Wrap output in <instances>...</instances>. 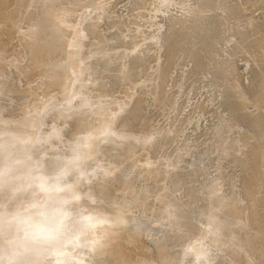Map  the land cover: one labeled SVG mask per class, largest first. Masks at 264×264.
<instances>
[{"label": "rangeland", "instance_id": "obj_1", "mask_svg": "<svg viewBox=\"0 0 264 264\" xmlns=\"http://www.w3.org/2000/svg\"><path fill=\"white\" fill-rule=\"evenodd\" d=\"M40 1L41 0H0V7H2L0 10V35H1L0 36V39H1L0 40V73L3 74L2 78L0 79V94L3 93L5 89H8L9 85H11V82H12L11 75H12V68L15 67L14 64L18 65V69L20 71L28 72V74H30L29 75L30 77H27V82H29L28 79L29 80L31 79L30 84H35L36 82L37 84H40L43 81L40 78H36V77L31 78V77L34 74H36L40 69L44 68V65H43L44 62H45V66H47L46 68L47 72H51L53 71V69L54 70L60 69L61 65H64V63L66 62L67 55L70 54L71 52L73 56L75 55L77 56L76 58L73 57V62L70 61L69 65L74 64L75 65L74 67L76 68L74 69L73 67L67 70L65 73H61L59 77L56 79L57 82H54V83H50L49 77L47 76L45 79V82L47 81L48 85H46L47 83L44 82L42 85L43 86L45 85V86L42 89H39V91L34 92V93L32 92L31 96H33V98L35 96L36 98L28 100L27 102L23 104V107H22L24 110V114H26V118L30 120L28 123L29 126L25 128L23 134L19 135V132H17L16 130L17 127H15L13 121H10L9 123L10 125L13 124L14 126H9L8 122L3 123V121L1 120L2 118L0 119V143H1L0 151L2 150L1 152H5L8 148L17 150L16 153L13 154L12 158L10 159L11 163L19 162L21 158L19 154L23 152L25 155V157L22 160L23 163L18 164V165H21L20 167L26 170V173H24V175L19 176V174H17L14 177L16 181L12 179L14 182L13 184L8 185L7 187L2 188V189L0 188V264H66L64 261L66 259L67 260L69 259L67 264H76L77 261L75 259H79L82 264H86L87 263L86 260L89 261L88 264H105V262L106 264H108L109 262L112 264H120L123 258L121 259V261L119 260L120 262H117L115 261L114 257L116 256L120 257V255H115V254H120L121 251L125 253L124 249L126 247H127L126 251L127 253L129 252L131 257L129 255H125L127 253L124 254L125 257L127 256L133 259L131 263L128 262L127 264H160V262L169 263V261L172 264H190L191 262H193L192 260L194 257L193 256L194 253L195 252L197 253L198 251H199L198 254L201 252L200 254L205 255V256L206 255L209 256L210 254H212V258L210 257L211 260L217 257L218 261L215 259L213 260L214 262L211 261L210 264H251L252 262H256V261H257L256 262L257 264H259L258 262L260 261H261L260 264H264V248H263L264 247V224H263L264 219L263 221H261L260 219L258 220L259 222L256 223L252 220L253 218H251L255 216L254 214H257L258 218H260L259 214L260 215L262 214L264 216L263 214L264 212L262 213L261 211H259L261 209L260 203L264 204V132H263L264 130V102H263L264 101V93H263L264 92V63H263L264 55L262 54V51L264 53V48L262 49V47L260 46L261 48L259 50L263 56L261 54H257L260 52L255 53L254 51L257 47L259 49L258 45H261L262 43H264L263 41L264 37L261 35V34L264 35V28H263L264 27V17L262 16V14L264 13V8H263L264 0H220L221 2H219V0H207V1L206 0H199V1L198 0L196 1L195 0H153V1L152 0H140V1L138 0H133V1L132 0H107V2L106 0H60L63 3H60V1L58 0L59 1L58 3L61 4V6L63 4H65V6H62V8H60V5H57V7H59L58 9L57 7H53L57 9L56 13L54 9L52 10L54 12H51L49 10L50 8L47 10V8L50 7V5H54V2H53L54 0L52 1L53 4L49 3L47 0H44L45 2L49 4V6L48 4L46 5L45 2H43V0L41 2ZM213 1L214 2L216 1V4L212 5L213 7L215 6L212 9L211 4H213L212 3ZM40 3L41 5H39ZM58 3H55V6ZM79 3L80 5H78ZM244 3L245 5H243ZM42 4H45L47 6V8L44 9L47 12L45 11L44 13L42 12L43 9H41V7L44 8ZM204 6H206V8H204ZM202 7L204 11L203 9H201ZM38 8H40L39 10H41L42 12L41 13L39 11L38 12V14L40 13L39 15L35 13L36 10L38 11ZM188 9L190 10L188 11ZM49 11L50 13H48ZM198 12L199 14H197ZM52 13H55V15ZM143 13H146V14H143ZM47 14H49L50 17H48ZM52 15L56 17V19L58 18L56 20L58 22L53 25H48L52 21V18H53ZM216 15L220 16V17H217L219 20L215 18ZM212 16L215 19H213ZM68 17L69 19L70 18L72 19V20L70 19L72 21V22L70 21L72 24L70 22L68 23L69 19H66ZM170 17H172L174 20L175 18L176 19L178 18V20H175V21L170 20V21H174L177 24H175L174 22L173 23L171 22V24H169L168 22H169ZM221 17L225 21H223ZM259 17L262 19H260ZM64 19H66L65 20L66 22H64ZM218 21L219 22L223 21V24L222 22L219 23ZM130 24H131V27H130ZM218 24L219 25L222 24V25L219 26ZM252 24L254 25L252 26ZM93 29H95L94 32H92ZM67 30L68 31L74 30L78 32H76L75 35L70 34V37H69L70 39L65 38L66 34L64 35V38L61 36L66 41L64 42V40L62 39L61 45L58 43L54 45V42L57 36L59 35V33H63V32L65 33V31ZM109 30H111L112 32H110ZM239 30L241 31V33H239ZM260 30L261 32L262 31L263 32L261 33ZM79 31L81 32L79 33ZM98 31L99 33L95 35L96 32ZM137 31H138V34L135 35ZM85 32L87 33L88 36L91 32L95 35V37L97 36V38L102 36L98 40L100 41L101 44H103V46L106 44V42L108 43L109 40H112V37L113 38L116 37L115 40L118 38L117 39L118 41L122 39L121 42L123 43H121L120 41L119 43L116 41L115 43H112L110 41L111 42L110 45L112 46L109 47V44H108L109 49L105 48V49L100 50L101 49L100 48L97 52L95 51L94 53V51H92L93 53H90L92 50V47H94V44H96V42L94 41H98V40L93 37L94 35L92 36V33L90 34L89 37L91 39L93 37L94 38L93 41L89 39L88 37L86 38L87 35L85 36ZM181 33L183 35L187 33L185 36L186 37L188 36V38H185V36H183ZM225 33L227 35H225ZM102 34H104V36ZM175 34H178V35L176 36ZM204 34L205 36H203ZM131 35H134V36L132 37ZM173 35H175V37H173ZM179 35H181L182 38ZM230 35L232 39L235 38L234 39L235 41H233L230 38ZM68 36L69 35H66V37ZM128 36L130 37V39ZM135 36L137 37L138 41H136V39L135 40L133 39V38H136ZM79 37L82 38L81 39V42L83 41L82 43L80 42ZM138 37L141 39H139ZM192 38H195V39L192 40ZM254 38L259 40V42L257 40V43H258L257 46H255L257 43ZM127 39L128 41L132 39L133 40L132 42L130 41L128 43V41H126ZM261 39L263 40L261 41ZM196 40L198 43H200V45L196 43ZM248 40L249 41L252 40L253 42L252 44L256 48H254L253 46L246 48V45H247L246 43L249 42ZM192 41L195 42L196 44L193 43ZM171 42L175 46L172 45ZM250 43L251 42H249L247 46H251ZM198 45L200 46V49ZM231 45L234 49L235 48L237 49L238 53L240 52L239 55L237 52L235 53V50L232 51L234 53L232 54L231 50L233 48L230 47ZM160 46L162 47V49ZM241 46H244V47H241ZM222 47L223 49H225L224 50L225 52L231 49L230 52H226L227 56L230 58H228L226 54L221 53V52H224L222 51L223 50ZM110 48H113V49H110ZM138 48L140 49L144 48V50L143 49L140 50ZM137 49H138V52L144 51L145 52V53L143 52L144 55L142 56L138 55V54H142V52L135 53L134 51H137ZM240 49H244V51L242 50L241 51L243 52V54L244 53L246 54V56H244L245 54L243 56L247 58H244L241 55ZM248 49H250V52L247 55L246 51ZM251 49H253V52L257 54V56H260V59H262L261 62L263 61L262 62L263 64L260 62V59L258 57L257 58L259 60L258 59L256 60L255 57L250 56V54L254 55ZM191 50L193 54L190 52ZM211 50L214 52V54L211 53L212 52ZM184 52L187 54L186 56ZM228 53H231V54H228ZM78 55H81L80 60L78 58L79 57ZM83 55L86 56L87 58L86 57L83 58ZM208 55L211 57H209ZM224 55L226 57H224ZM231 55L233 59L231 58ZM236 55L238 56L236 57ZM191 56L192 57L194 56V57L192 58ZM195 56L200 57V61ZM240 56L241 58H239ZM134 57L139 58V59H134ZM166 57L170 59L169 61H167L168 63L165 62L167 59ZM183 57L186 60L183 59ZM81 58L83 59V61ZM104 58L107 60H110L111 62H108V63L113 66L111 67L110 66L107 67V65L105 66L104 64H108V63L107 62L104 63L105 61ZM128 58L130 59L128 60ZM75 59H76V62H75ZM209 59L212 62H210ZM243 59H246V60H243ZM248 59L250 60V62H248L249 61ZM78 60L80 61V63L78 62ZM178 60L179 62H177ZM196 60H197V63L195 64L194 62H196ZM51 61H52V64H51ZM102 61H103V64L101 63ZM189 61L193 62L194 65H192ZM222 61L223 63H221ZM245 62L247 66L243 64ZM189 63L190 65H188ZM214 63L215 65L216 64L218 65V66L216 65L217 71H215L216 69H214L215 67V65H213ZM199 64L204 66L206 69H203L204 67L199 66ZM206 64H209L210 67H207ZM103 65L104 67L102 68ZM257 65H260V66H257ZM186 66L187 67L189 66L188 67L189 69ZM77 67H80V68H77ZM113 67H115V69H113ZM191 67H193L194 71L191 70ZM238 67H239V70H238ZM85 68L87 70H85ZM93 68H95L94 72H93ZM218 68L220 71L218 70ZM247 68L250 71L251 70L253 71V69H255L254 71H256V69H258L257 72L258 73L260 72L261 76H258L257 78L261 79L263 77V79L258 80L259 82L263 80L262 82H260V83H263L261 84V86H259L260 85L259 83H256L258 87L255 86L254 80L252 81V83H250V84H254L256 89L260 88V89H257L258 92H260L261 90L263 91L262 93L260 92L261 96L257 92V90L255 91L254 89L255 87L253 85H250V88L249 86L248 87L246 86L245 88L244 85H248L247 81L252 80L253 78L252 74H254V71L253 72L251 71L252 73L251 79L248 78L247 71L249 70H246ZM179 69L181 70L179 71ZM209 69L214 72L206 73L210 71ZM161 70L163 71L161 72ZM169 70H171V72ZM198 70H200V72H202L205 75L199 73ZM90 72L91 73L93 72L94 76H93V73L91 74ZM188 72H192V73H188ZM239 72L241 76L239 75ZM257 72L256 74L258 75ZM158 73L162 75L161 79ZM213 73L215 74L217 73L218 75L216 74V76L215 75L213 76V77H217V79L215 78H212V79L213 80L215 79L214 81L216 82L217 81L220 83L222 82L221 84L220 83L218 84L217 82V85H219V87L216 85L214 81L213 82L215 84L211 85L212 79H209V78H211ZM235 73L236 75H234ZM100 74L105 75V76L102 77L100 76ZM109 74L111 76H108ZM150 74L153 77H151ZM194 74L196 75L198 74V76L194 78L196 76ZM200 74L202 75L201 77H200ZM209 74H211V76ZM238 75L241 78L238 77ZM257 75H254V77ZM88 76L92 77L93 80L94 78H96L95 80L98 79V81L101 80L99 81L100 84L98 82L97 83L100 86L101 84L103 85V91H106L109 88L108 87L109 85L112 88V89L110 88V90L113 91V93H111L109 97L106 98V100L104 99L102 100L100 98L97 99L98 104H95L94 105L95 107L92 105L93 107L89 108V110L96 111L95 112L96 116H93V119L91 120L88 126L85 125V128L78 129V132L80 135L76 131L77 134L73 135V139H74L73 141L70 140L72 139L71 135H70V139L69 138L67 139L68 136L66 137L67 141H64V142H68L70 143V145H72V142H74L76 139L77 142L75 141L74 145H72L71 148H76L78 153L77 154L75 153L76 155H73L63 160L62 166L55 168L50 173H48L41 180V183L46 184V185L49 184V186H52L53 184L51 182L56 181V179H59V176L60 174H62V172L63 174L75 173L78 176V177L75 176V179L77 178L78 180L76 179L77 181H75L72 188H69V190H66V192L65 191L61 192L60 186L53 185L51 187L52 190L48 191L49 193L48 192L46 193V191L45 193L44 192L34 193L32 191V186L36 183L37 177L35 176L33 171L30 172L31 168H35L37 166L39 167L43 165L45 162L49 160H53L55 155L59 153V151H61L60 148L54 147V146L51 147L52 149H50L49 145L51 143V140L46 142L47 146L44 145L43 147H37L36 145H38V142L41 139L40 137L41 136L49 137L51 136V134L53 135L57 134V137L58 136L62 137V135H58L59 132L58 133H53V132L61 130L62 127L65 129L63 132L67 131L66 129H69L68 131L70 132V129L74 127V123L76 122V120L78 119L77 121L79 122L80 119L84 115H81L79 111H77V113H75L74 111L73 115L68 116L69 113L66 114L67 113L66 112L65 117H60L56 119L55 121H50L49 124L46 125V128H44L46 130L42 129L41 131H39L38 128L40 125L42 126L46 123V122L44 123L45 121L44 117L47 116V113L50 112L47 116L49 118L50 117L49 115L52 112L61 113L64 109H66L65 105H61L56 100H58V98L60 99L61 97H66L68 93L72 94L71 92L72 88L69 90L66 88L69 87L73 83L74 80L75 82L73 85H76V78H78L79 81L80 79L85 80V81H82L84 82L83 84L85 85L77 81V84H80V89L78 90H81V87H82L83 93H86V94L89 93L90 95L92 94L94 97H96V95L99 94L98 85L95 83L96 81L94 82L91 81L94 84H90V80H88L89 79ZM218 76L221 77L220 81H219ZM248 76H249V73H248ZM181 77L184 78V81H185L184 83L183 81H180V79L183 80V78ZM191 77L193 80L191 79ZM247 78L248 80H246ZM257 78L255 79L257 80ZM113 79L115 82L110 84L113 81ZM202 79H206V80H202ZM207 79L210 80V82H208ZM108 80H110V83H107L109 82ZM188 80L189 82L190 81L193 82L195 80V84L198 82V80L199 82L200 81L202 82H200L199 84L197 83L196 85L191 87L192 84H194V82L193 83L191 82L190 84L189 82H187ZM117 81L119 82L116 83ZM174 81H179V82L176 83ZM204 82L205 83L207 82L206 83L207 85L204 84ZM236 82L238 86H236L235 87L236 89H235L234 88L235 85H231V84H236ZM244 82H246L247 84L246 83L244 84ZM239 83L241 85V88L244 89V91L246 90L245 93L241 92L243 90L239 87L240 86ZM56 84H61V85L59 86L57 85V89H56L55 87ZM114 84L115 85L118 84L117 87H114L115 89L113 88ZM184 84H185V88H182L184 87ZM200 84H201V87H199ZM210 85H211V88L213 86L215 87L216 85L218 91L217 92L215 91L217 90L215 89L216 87L211 89ZM47 86L48 87L50 86V88L52 86V88H54L55 91L54 89L51 88L53 90L52 92L51 89H49ZM195 86H198L200 90H197L198 88H196ZM186 87L187 88L190 87L191 89L190 88L187 89ZM207 87H208V90H207ZM237 87H239L241 90L240 89L237 90ZM75 88H79V86L76 85ZM247 88H249L250 91L252 90V92L247 91ZM181 89L183 91H181ZM209 89L212 90V94L210 93L211 91ZM192 90L201 91V92H195ZM205 90L209 94L206 93ZM228 90L229 92H227ZM140 91L143 94H141ZM179 91L183 94H181ZM202 91H205L204 92L205 94ZM254 91L255 93H257L256 94L257 96L259 95V97L255 95L253 96ZM42 92L44 94H42ZM60 92H63V93H60ZM177 92L179 93L177 94ZM238 92H240L242 96L246 95V93L248 92L246 95L247 97H245V100L243 98V101H241L242 97H239L240 101L244 102L242 104L240 101H237V99L235 100V97H233L234 96L233 93L240 94ZM213 93L216 95V97L214 96V98L216 99L215 101H213V104H212L210 99L214 100L212 96L214 95ZM229 93L233 96H231ZM192 94L194 97L191 96ZM207 94L210 96V98H208ZM248 94L251 96L248 97ZM197 95H198V98H197ZM227 95H229L230 98H233V100L231 99V101H232V104L234 105L231 104V106L232 107L234 106V109H236L235 107L239 109L243 108L244 111L246 112L248 110L252 112L253 110L252 113H249L248 111V113L251 115L249 114L245 115L247 114L246 112L244 114L243 110L242 111L240 110L241 112H243L242 114H240L239 109H238L236 110L238 114L233 113L235 114V116L233 115L234 118L237 119V118H240L239 116L244 115L243 117L245 119L246 117H248L249 120L248 119L235 120L234 118L228 116L230 114L228 115L224 114L228 112V113H231L232 115V111H233L232 110L233 108L229 109L231 107L230 106L229 108L227 107L229 111L227 108H225L227 111L224 112L225 109L223 108V104L224 105L226 104L225 105L226 107L230 104L227 102H231L229 101L230 99L229 97H227ZM189 97L194 100L195 98H197V100H200L203 102H200V101L198 102L197 100H195L194 102L195 105H194L192 103L194 100L191 101L192 99H190ZM219 97H221V99L224 98L225 101L227 99V101L223 102L222 100V102H220L221 99ZM225 97L227 98L225 99ZM251 97H257V98H255V100L252 101V99L254 98L251 99ZM141 98L143 99L145 98V99L143 100ZM247 98L248 99L250 98L249 103H246ZM260 99H262V101ZM37 102L42 103L44 107L42 108L43 111L40 110L38 112V115L36 116V114L32 112V108L34 107L33 105H35ZM217 102L218 103L220 102V103L217 104ZM254 102L257 103L256 106L253 105L255 104ZM197 103H198V106H197ZM189 104H191V106ZM207 104L208 106L211 104L212 107H205L207 106ZM136 105L139 107L138 109ZM199 105L203 107H200ZM55 106H57V108ZM183 107L185 110L183 109ZM219 107H221V109ZM250 107H254V109H251ZM198 108H201V109H198ZM217 109L222 110L223 112L220 111L222 114H219L220 112H217L218 111ZM135 110L137 112L139 111L140 114L143 115V117H141L142 121L141 120L139 121L140 122L139 126L136 127L137 132L135 131V133H133L135 135H132L131 137H124V136H127L123 134L124 128L120 127V129L122 128L120 130L122 131L121 133L118 131L119 129L116 130L115 127L119 125L120 119L124 115H126V113L134 112ZM136 111L134 112V114L136 113ZM144 111L145 112L147 111V113H145ZM180 111H183V112L181 113ZM202 112H204L206 116L210 115L208 116V119L205 115H204L205 118L203 117V115L201 117L200 113ZM0 115H1V112H0ZM196 115L198 116L195 117ZM222 115L224 117H222ZM236 115H237V118H236ZM75 118L76 120L74 122ZM226 118L228 119V121L226 120ZM203 119H206V120L204 121ZM241 120L247 121V122L249 121L252 122L253 120L256 123L249 122L250 124L246 125L245 122H240ZM207 121H208V124H206ZM237 121L238 123L240 122L242 124H238ZM156 122L157 124H155ZM221 123L224 124L223 129H220L219 127L217 128V125ZM69 124L72 127H70ZM152 124H154L155 126ZM251 124L252 125L255 124L254 126L259 124L258 126L260 127V129L255 130V131L251 130L250 129V127L252 126ZM126 125H128V123H126ZM196 125H197V128H196ZM200 125L202 126V128H200L201 127ZM240 125L242 126L240 127ZM169 126H172V127H169ZM244 127H246L247 130ZM175 129L179 131H176ZM208 129L209 131L207 132ZM247 131H250V134L253 135V136L251 135L252 136L251 139H249L250 138L249 134L248 133L246 134ZM60 134L64 135V133H62L61 131H60ZM242 134L243 135L245 134L246 136L244 135L245 137H242L243 136ZM163 135H165V137ZM172 135L174 136V139L172 138L173 137ZM196 135L197 136L203 135V136L200 138V137H197ZM133 137H137V138H133ZM170 137L172 138V140H170L171 139ZM213 137L215 138L213 139ZM231 137H234V138H231ZM62 138H65V137H62ZM62 138L58 137V139H56V142L62 143L63 142V140H61ZM239 138L240 140L241 139L245 140L246 138V141H242V140L239 141ZM127 139L129 141H132L133 143L132 150L125 152L124 156L125 155L126 156L125 157L123 156L124 158L122 157L119 161H115L113 159L114 154L109 153L107 150L109 149L110 151L112 148H116L117 147L116 145H120L119 142H121V145H123L122 143L124 142V140H127ZM165 140H168L169 143L167 141L165 142ZM229 141L230 142L233 141L231 142L232 147ZM154 142H157V143H154ZM161 142L163 143L162 147H164V149L160 145ZM75 145L76 147H74ZM155 145H157V147ZM229 145L231 148L229 147ZM37 148H40V149H37ZM105 148H108V149L106 150ZM104 149L106 150V153L104 152ZM160 149L162 150V153ZM246 150L248 152L250 151L249 153L251 155L255 154L253 157L251 156V158H249L250 160L248 159V157H244V156H247L248 154L246 153L247 152ZM135 152L137 156H139L138 157L139 161L135 163L136 168L135 170L132 171L131 175L127 178V180H125L121 184L116 183V181H110L109 178L121 173L120 171H122L127 166V163H129V161L133 159L132 156H134L133 154H135ZM197 153H200V155L201 154L202 155L200 156ZM230 153L232 154L231 157H229L231 155ZM169 154H170V157L167 158ZM149 155H152V156H149ZM195 155H197L198 157L194 158ZM201 157L204 160H202ZM94 158H95L94 164L96 162L97 164L95 167H92L93 165L91 166L90 160ZM146 158H150L148 160L149 162L146 160ZM248 160L251 163L248 162ZM85 161L86 162L88 161L89 163L87 162V164L89 165H87ZM225 162H228L226 163L228 164V166L225 164V167H224L223 164ZM106 163L107 165H104ZM210 164L213 165V166L212 165L209 166L210 169L212 170L210 171L205 170V168L208 167L207 165H210ZM241 164L247 165L246 167L250 166L251 169L249 170L246 168L247 170H244L245 165L243 166ZM180 165L182 168H180ZM230 165L232 169L229 170ZM85 166H88V167L90 166V167L88 168ZM238 166L241 168H238ZM100 167H103L105 168L104 170H106L104 171L106 172L104 173V177L98 176L96 175V172H94L95 168H100ZM203 167L204 169L202 170L201 168ZM59 168H64L65 170L63 171V169H59ZM253 169H256L257 171ZM185 170L188 174L187 173L184 174ZM222 171H223V174L220 175V172ZM250 171L251 173H255V172L256 173L254 175L249 174V177L247 176L246 178L245 176L248 175ZM0 172H1L0 182L6 181V177H8L7 172H5L3 169L2 171L0 169ZM205 172H207L208 174ZM2 173H4L5 176ZM203 173L207 174L208 176L205 175L206 177H204ZM179 175H181V177ZM187 175L189 176V178L188 177H185V178H187V180H191L189 182V185L191 183L194 185V186L192 185L193 187H198L199 184L197 185L196 182L200 180L201 177L207 180L212 179V181L213 180L215 181L213 183L211 181V184L207 186V188H210L211 190H213L211 194H209L210 189L205 190L203 189L204 187L200 186L199 191L201 189L204 190L201 193L202 194L206 193V196L202 195L204 197L202 199H196L195 197H193V199L195 198L194 199L195 201L197 200L196 201L197 203L195 205L196 208L191 207V209H194L192 211H190L189 209L190 207L189 208L187 207L188 209H186V216L189 215L187 216L189 218L184 219V220H186V224L188 222L189 225L192 224L193 226L191 227L190 225L186 227V225L184 224L185 222H184L181 226L176 227L177 228L176 230L174 226L176 224H180L179 216L181 215L177 213L175 205L173 206V208H175L173 211H167L166 207L164 206V203H167V202L170 203V201H176L177 199H178L177 201H182V200L184 201L185 199L187 200V198L184 199V197H182V192L178 190L181 188L180 182L182 180H180V178L184 179V176H187ZM223 175H226V176H223ZM169 176L171 177L169 178ZM175 177H179V180L177 179L178 182H176L177 180ZM169 179L170 180L173 179L174 183H173V180L167 181ZM250 182L251 183L253 182L252 185ZM232 183H233L234 189L231 185ZM58 184L61 185L59 182ZM88 184L93 185L95 189L96 188L98 189L100 187H105L106 189H109V190L111 189V191H113L114 192L113 194L115 195H113V197H109L106 201L98 200V198L96 199L93 196L86 197L85 193H86V189H87L86 187ZM97 185H99V187ZM246 185H248V187ZM172 188L174 191L171 192L170 190H172ZM116 190L120 191V193L123 196L119 194V192H117ZM141 192L143 193L142 194L143 196L141 195L142 197H140V199H143V202H146V203L136 204V202H138V196L141 194ZM71 193H74L76 197L74 198V194L71 195ZM245 193H246V196H245ZM250 194L254 195L252 196L253 199L249 196ZM175 195L178 198L175 197ZM167 196L168 197L172 196V197L168 198ZM233 196H235V198ZM247 196L249 198H247ZM243 198L247 200L246 204ZM256 198L258 200V203L256 202L257 204H255L254 202V201H257ZM218 199L220 201L219 203H217ZM250 200L252 201V203H250ZM82 201L83 203H86V205L88 202L87 206H89L91 211L85 212L82 207H80V209H82L80 211V209L77 208V205L79 206ZM95 201H96V204H95ZM187 201H189V198ZM187 201L185 203H187V206H189L190 202L188 204ZM190 201H192V198L190 199ZM201 201H207L204 204L208 205L209 209L206 208V206L203 204V211L204 213L205 211L206 213L210 211L211 214L209 213L210 217L208 221H202L201 219L198 218L199 215L196 214L197 211L201 213V209L198 210V208L200 207L198 206V203ZM51 202H55L56 204H55V207H52L51 209H49V205H51ZM191 205L192 204H190V206ZM254 205H256L257 207ZM232 208H234L235 210L234 209L232 210ZM111 211L115 213V215H119L120 217H123V218L125 217L127 220L134 221V222L136 221L137 222L136 224L138 225H140L141 223V228H139L133 233L134 234V236L132 235L133 238L131 237V235L129 236L132 238L131 242L132 240H135L134 239L135 236H136L135 241H139L137 240L139 235L143 236L142 243L137 242L133 244V247H134V248L132 247L133 250L128 247L129 246L128 243L125 244L127 246H124V245H120L119 243L118 245L117 242L114 244L115 241H113L112 243V246L113 247L115 246L114 247L115 251L114 249H111L112 247L108 249L105 248L104 246L101 248H97V245H98L97 243L102 244L103 242H105L106 240L105 237H107L109 234L107 233V235L105 236L106 232H110L109 231L110 228L114 229L112 227L120 226L121 224L120 223L121 219L119 218V216L118 217L114 216L116 218V219L114 218V220H117V223H119V225L117 224L114 225V222L111 224L112 219H110L108 221L110 224L106 223L109 225L104 226L105 228L107 227L106 229L102 228L101 230L100 228H97L98 226H96V222L98 218L100 217V213L101 212L102 214L106 212L110 213ZM193 211L195 212L193 213ZM74 215H78L77 218L80 217V220L78 221V224H75L72 226L70 221L74 217ZM28 217L35 218V219H31V221L39 222V223L35 224L34 226H30V224L25 221V219ZM48 220H52L53 223L47 224ZM162 224H166V225H162ZM110 225H114V226L110 227ZM189 227L193 228V230L192 229L190 230ZM164 228L165 229L170 228V230L169 229L166 230L169 232H166ZM162 232H163V235H162ZM135 233L137 234L139 233V235L137 236ZM156 233L160 237H157L158 235ZM200 233H203V234H200ZM204 234L207 235L205 236L206 238L211 236L213 237L214 241L217 239L216 241L218 243L216 241L214 242L215 247L212 246V243L210 245V242L212 241V239L211 241L208 240L209 238L205 239ZM42 235H48L49 238L42 239L41 241L43 242L40 244L38 250L31 252V247H33L36 237H40ZM98 235L100 236L97 239ZM153 235L155 236L154 238H152ZM171 236H174V238L179 239V240L176 241V239H174L175 243H173L172 239L170 240ZM77 237L80 239L78 240ZM180 237H182L183 239H181ZM155 238H161V239L156 241ZM128 239L130 241V238ZM84 242H87V243H84ZM152 242L153 244H151ZM156 243H159V244H156ZM165 243L168 246L165 245ZM79 244L80 245L89 244L91 245L90 249L93 247L92 248L93 250L91 249L90 255L85 258L86 263L83 260L84 256L80 258L81 255H84V254L79 255L78 253ZM137 244H140V245H137ZM162 244H164L167 248H164V250H162L161 252ZM216 244L217 245L219 244V245L217 246ZM134 245H137V247ZM116 246L121 248L122 250L117 248ZM121 246L125 248L123 249ZM252 246L254 247V249H252ZM216 247H217V250H215ZM116 249H118L119 251ZM154 250L155 251L157 250V251L155 252ZM212 250L213 252H210ZM252 250H255V252L253 251L254 252L253 253ZM97 251H99V253ZM123 252L121 254H123ZM260 259H263V260H260ZM93 260H95L96 263H93L94 262ZM188 260H191V261H188Z\"/></svg>", "mask_w": 264, "mask_h": 264}, {"label": "bare ground", "instance_id": "obj_2", "mask_svg": "<svg viewBox=\"0 0 264 264\" xmlns=\"http://www.w3.org/2000/svg\"><path fill=\"white\" fill-rule=\"evenodd\" d=\"M42 1V0H41ZM40 1V2H41ZM49 3H52L53 4V2H54V5H50V7H48L47 8V2H45L44 0H43V2H45V4H42L43 5V7L44 8H42L41 7V9H43V13H44V9H46L47 8V10L49 9L51 12H54L55 11V13L57 12V9L59 8V7H57V5H60V8H62V6H65V4H63L62 6H61V4H59L58 2L60 1H58V0H47ZM53 1V2H52ZM133 1V0H132ZM138 1H140V0H138ZM153 1V0H152ZM196 1V0H195ZM199 1V0H198ZM207 1V0H206ZM67 2H69V1H67ZM80 2H82V1H80ZM106 2H107V0H106ZM111 2V1H110ZM127 2V1H126ZM125 2V3H126ZM159 2V1H158ZM218 2V1H217ZM219 2H221L220 0H219ZM243 2V1H242ZM55 3H58V4H56V6H55ZM60 3H63L62 1H60ZM144 3V2H143ZM146 3H147V1H146ZM188 3V2H187ZM204 3V2H203ZM213 4H211V2H210V4H211V7H212V9L215 7H213L212 5H215L216 4V1L214 2H212ZM68 4V3H67ZM82 4V3H81ZM239 4V3H238ZM237 4V5H238ZM39 5H41V3L39 4ZM76 5V4H75ZM78 5H80V3L78 4ZM142 5V4H141ZM200 5H201V3H200ZM218 5V4H217ZM243 5H245V3L243 4ZM48 6H49V4H48ZM51 6H52V8H51ZM109 6V5H108ZM39 7V6H38ZM53 7H57V9H55V8H53ZM79 7V6H78ZM77 7V8H78ZM82 7V6H81ZM80 7V8H81ZM122 7V6H121ZM127 7V6H126ZM132 7V6H131ZM1 8L2 7H0V10H1ZM195 8V7H194ZM204 8H206V6H204ZM253 8V7H252ZM264 8V7H263ZM40 8H38V11L36 10V14L37 15H39L38 14V12L40 11L41 12V10H39ZM54 9V11H52ZM109 9V8H108ZM136 9V8H135ZM178 9V8H177ZM200 9V8H199ZM201 9H203V7L201 8ZM210 9V8H209ZM227 9H228V7H227ZM235 9V8H234ZM238 9V8H237ZM190 9H188V11H189ZM192 10H194V9H192ZM231 10V9H230ZM50 11L48 12V13H50ZM109 11V10H108ZM128 11V10H127ZM202 11V10H201ZM203 11H204V9H203ZM19 12V11H18ZM41 12V13H42ZM45 12H47V11H45ZM192 12V11H191ZM229 12V11H228ZM232 12V11H231ZM55 13H52V14H54L55 15ZM120 13V12H119ZM134 13V12H133ZM207 13H208V11H207ZM212 13V12H211ZM223 13V12H222ZM1 14H2V12H1ZM36 14H34V15H36ZM99 14V13H98ZM132 14V13H131ZM143 14H146V13H143ZM172 14V13H171ZM184 14V13H183ZM194 14V13H193ZM197 14H199V12L197 13ZM201 14V13H200ZM205 14V13H204ZM213 14V13H212ZM257 14V13H256ZM264 14V13H263ZM262 14V16L264 17V15ZM48 15V17H50L49 16V14H47ZM236 15V14H235ZM239 15H241V14H239ZM243 15V14H242ZM261 15V14H260ZM94 16V15H93ZM104 16V15H103ZM114 16V15H113ZM116 16V15H115ZM147 16V15H146ZM183 16V15H182ZM191 16V15H190ZM211 16V15H210ZM232 16V15H231ZM4 17V16H3ZM29 17V16H28ZM52 21L50 22V24H48V25H53V24H55V23H57L58 21H56L57 19H56V17H54L53 15H52ZM121 17V16H120ZM155 17V16H154ZM213 17V16H212ZM217 17H220V16H217L216 15V19L217 20H219ZM223 17V16H222ZM221 17V19H223ZM245 17V16H244ZM115 18V17H114ZM113 18V19H114ZM167 18V17H166ZM172 17H170V19H169V24H171V22L173 23L175 20H178V18L176 19L175 18V20L172 18ZM194 18V17H193ZM214 17H213V19H215ZM224 18H226V17H224ZM230 18V17H229ZM260 18V17H259ZM60 19V18H59ZM66 19H69V17L68 18H66ZM66 19H64V22H66L65 20ZM71 19V18H70ZM69 19V21H68V23L72 20H70ZM76 19V18H75ZM116 19V18H115ZM137 19V18H136ZM197 19V18H196ZM231 19V18H230ZM260 19H262V18H260ZM3 20V19H2ZM54 20V21H53ZM118 20H119V18H118ZM130 20V19H129ZM162 20V19H161ZM170 20H174V21H170ZM247 20H249V19H247ZM127 21V20H126ZM166 21H168V20H166ZM223 21H225L224 19H223ZM223 21H220V22H222V24H223ZM262 21V20H261ZM48 22V21H47ZM72 22V21H71ZM70 22V23H71ZM135 22V21H134ZM137 22V21H136ZM201 22V21H200ZM208 22V21H207ZM217 22V21H216ZM215 22V23H216ZM219 22V21H218ZM219 22V23H220ZM238 22V21H237ZM49 23V22H48ZM138 23V22H137ZM175 23V22H174ZM226 23H228V22H226ZM259 23V22H258ZM262 23V22H261ZM72 24V23H71ZM107 24V23H106ZM139 24V23H138ZM175 24H177V23H175ZM198 24V23H197ZM200 24V23H199ZM222 24H220V25H222ZM240 24H241V22H240ZM250 24V23H249ZM109 25V24H108ZM128 25V24H127ZM126 25V26H127ZM137 25V24H136ZM206 25V24H205ZM219 25V24H218ZM219 25V26H220ZM254 24H252V26H253ZM121 26V25H120ZM119 26V27H120ZM133 26V25H132ZM182 26V25H181ZM256 26H258V25H256ZM118 27V26H117ZM130 27H131V24H130ZM142 27V26H141ZM196 27H198V26H196ZM255 27V26H254ZM107 28V27H106ZM105 28V29H106ZM111 28V27H110ZM121 28V27H120ZM122 28H123V26H122ZM234 28V27H233ZM237 28V27H236ZM259 28V27H258ZM264 28V27H263ZM200 29V28H199ZM210 29V28H209ZM208 29V30H209ZM195 30V29H194ZM201 30V29H200ZM221 30H223V29H221ZM235 30V29H234ZM256 30H257V28H256ZM263 30V29H262ZM70 31V30H69ZM68 30L67 31H65V33L63 32V33H59V37L57 36V38H56V40H55V42H54V45L55 44H62V39L64 38V35L66 34V35H69L68 37H66V35H65V38H69L70 37V34L71 35H75V33L76 32H78V31H74V30H71L70 32H69ZM95 31V29H93L92 30V32H94ZM110 32H112L111 30H109ZM181 31H183V30H181ZM185 31V30H184ZM236 31H238V30H236ZM81 31H79V33H80ZM88 32V31H87ZM91 32V33H92ZM106 32H107V30H106ZM122 32V31H121ZM125 32V31H124ZM186 32V31H185ZM206 32V31H205ZM225 32V31H224ZM234 32V31H233ZM260 32H261V30H260ZM263 32V31H262ZM261 32V33H262ZM41 33V32H40ZM90 33V34H91ZM99 33V31L98 32H96V34L95 35H97ZM123 33V32H122ZM136 33V32H135ZM200 33H202V32H200ZM232 33V32H231ZM239 33H241V31L239 30ZM247 33V32H246ZM251 33V32H250ZM257 33V32H256ZM78 34V33H77ZM76 34V35H77ZM90 34H89V36H90ZM138 34V31H137V33L135 34V35H137ZM140 34V33H139ZM171 34V33H170ZM182 34V33H181ZM185 34V33H184ZM187 34V33H186ZM185 34V35H186ZM194 34V33H193ZM196 34H198V33H196ZM87 35V33L85 32V36ZM94 34L92 33V36H93ZM95 35L93 36L95 39H99V38H101V37H99V38H97V36L95 37ZM100 35V34H99ZM103 36H104V34H102ZM116 35V34H115ZM166 35V34H165ZM176 36L178 35V34H175ZM175 35H173V37H175ZM183 35V34H182ZM185 35H183V36H185ZM225 35H227L226 33H225ZM235 35V34H234ZM234 35H233V37H234ZM240 35H242V34H240ZM263 37H264V35L263 34H261ZM1 36V35H0ZM37 36V35H36ZM63 38H62V37ZM81 36V35H80ZM88 35L86 36V38L88 37L89 39H91L90 37H89ZM129 36H130V34H129ZM128 36V37H129ZM132 37L134 36V35H131ZM139 36V35H138ZM167 36V35H166ZM180 37H181V35H179ZM199 36V35H198ZM203 36H205V34L203 35ZM206 36H207V34H206ZM214 36V35H213ZM224 36V35H223ZM252 36V35H251ZM259 36V35H258ZM262 36H261V38H262ZM92 37V41H93V38ZM119 37V36H118ZM136 37V36H135ZM169 37V36H168ZM172 37V36H171ZM170 37V38H171ZM229 37V36H228ZM239 37V36H238ZM243 37V36H242ZM246 37V36H245ZM249 37V36H248ZM80 38V42H81V37H79ZM116 38V37H115ZM115 38H113L112 37V40H109V42L107 43L106 42V44L103 46V44H101L100 43V41L98 40V41H94V42H96V44H94V47H92V50H91V52L90 53H93L92 51H94V53H95V51L97 52L100 48V50H102V49H109L108 48V44H109V47H111L112 45H110V43L112 42V43H115V41L116 42H118L119 43V41L121 42V40H115ZM123 38V37H122ZM127 38V37H126ZM139 38V37H138ZM182 38V37H181ZM180 38V39H181ZM184 38V37H183ZM185 38H188V36L186 37L185 36ZM199 38V37H198ZM230 38L232 39V37H231V35H230ZM259 38V37H258ZM70 39V38H69ZM114 39V40H113ZM129 39H130V37H129ZM134 40L136 39V41H138L137 40V37L136 38H133ZM132 39V40H133ZM139 39H141V38H139ZM193 39H195V38H192V40ZM230 39V40H231ZM235 39V38H234ZM234 39H232L233 41H235ZM240 39V38H239ZM252 39V38H251ZM255 40H256V43H257V40L258 39H256V38H254ZM253 39V40H254ZM264 39V38H263ZM263 39H261V41L263 40ZM1 40V39H0ZM64 40V42L66 41L65 39H63ZM104 40V39H103ZM102 40V41H103ZM132 40H129L128 41V39L126 40V41H128V43L131 41L132 42ZM172 40H174V39H172ZM172 40H170V41H172ZM179 40V39H178ZM177 40V41H178ZM182 40V39H181ZM184 40V39H183ZM200 40H202V39H200ZM220 40V39H219ZM244 40V39H243ZM111 41V42H110ZM125 41V40H124ZM180 41V40H179ZM187 41V40H186ZM228 41V40H227ZM249 41V40H248ZM264 41V40H263ZM83 42V41H82ZM81 42V43H82ZM168 42V41H167ZM175 42V41H174ZM173 42V43H174ZM182 42V41H181ZM184 42V41H183ZM188 42V41H187ZM186 42V43H187ZM193 42V41H192ZM201 42V41H200ZM229 42V41H228ZM239 42V41H238ZM246 42V41H245ZM249 42H251L250 43V45L251 46H247L248 45V43ZM248 43H246L247 45H246V48L248 47H252L253 46V42H252V40H250ZM258 42H259V40H258ZM105 43V42H104ZM121 43H123V42H121ZM126 43V42H125ZM193 43H195V42H193ZM196 43L197 44H199L200 45V43H198L197 42V40H196ZM195 43V44H196ZM242 43V42H241ZM260 43H262V42H260ZM161 44V43H160ZM168 44V43H167ZM171 44H172V42H171ZM185 44V43H184ZM202 44V43H201ZM262 44H264V43H262ZM258 45V43L255 45V46H259V49H258V47L256 48V47H254V48H256L254 51H255V53H257V52H260L259 50H260V48L262 47V49L264 48V45ZM114 45H116V44H114ZM118 45V44H117ZM130 45V44H129ZM172 45H174V44H172ZM198 45V46H199ZM219 45V44H218ZM227 45H228V43H227ZM230 45V44H229ZM234 45V44H233ZM239 45V44H238ZM122 46V45H121ZM124 46V45H123ZM151 46V45H150ZM153 46V45H152ZM163 46V45H162ZM171 46V45H170ZM175 46V45H174ZM177 46V45H176ZM184 46V45H183ZM182 46V47H183ZM211 46V45H210ZM236 46V45H235ZM234 46V47H235ZM261 46V47H260ZM161 47V46H160ZM181 47V48H182ZM191 47V46H190ZM194 47V46H193ZM196 47H197V45H196ZM230 47H232V45L230 46ZM238 47V46H237ZM240 47V46H239ZM241 47H244V46H241ZM140 48H141V46H140ZM140 48H138V49H140ZM153 48V47H152ZM168 48V47H167ZM188 48V47H187ZM215 48V47H214ZM228 48V47H227ZM226 48V49H227ZM233 48V47H232ZM253 48V49H254ZM76 49V48H75ZM110 49H113V48H110ZM134 49H136V48H134ZM138 49H137V51H134L135 53H137L138 52ZM143 50H144V48H142ZM142 49H140V50H142ZM148 49V48H147ZM161 49H162V47H161ZM172 49H173V47H172ZM184 49H185V47H184ZM198 49V48H197ZM199 49H200V46H199ZM213 49V48H212ZM219 49V48H218ZM222 49H223V47H222ZM245 49V48H244ZM244 49H240V51L242 50V51H244ZM253 49H251L252 50V52H253ZM176 50V49H175ZM193 50V49H192ZM192 50L190 51L191 53H192ZM225 49H223L222 51H224ZM231 50V49H230ZM230 50L229 51H226V52H230ZM235 50V53L237 52V49L235 48H233L232 50H231V52L232 51H234ZM238 50H239V48H238ZM157 51V50H156ZM179 51H181V50H179ZM179 51H178V53H179ZM195 51V50H194ZM198 51V50H197ZM212 51V50H211ZM214 51H216V50H214ZM219 51V50H218ZM221 51V50H220ZM241 51V55L243 56L244 54H243V52ZM248 51V52H247ZM246 51V53H247V55L249 54V52H250V49H248ZM134 52H133V54H134ZM140 52H142V54H138V55H144L143 54V52L144 51H140ZM140 52H138V53H140ZM226 52L224 51V52H221V53H224V54H226ZM145 53V52H144ZM167 53V52H166ZM175 53V52H174ZM185 53V52H184ZM188 53V52H187ZM203 53V52H202ZM211 53H213L214 54V52L212 51ZM219 53V52H218ZM238 53V52H237ZM254 53V52H253ZM252 53V54H253ZM254 53V55H251L250 54V56H252V57H255L256 58V60L259 58L260 59V56H257V54H261V52L260 53H257V54H255ZM132 54V55H133ZM193 54V53H192ZM199 54V53H198ZM210 54V53H209ZM228 54H231V53H228ZM232 54H234L233 52H232ZM240 54V52L238 53V55ZM262 54L264 55V53H263V51H262ZM261 54V55H262ZM88 55V54H87ZM136 55V54H135ZM138 55H137V57H138ZM150 55V54H149ZM153 55V54H152ZM166 55V54H165ZM187 54L185 53V56H186ZM196 55V54H195ZM220 55V54H219ZM238 55H236V57L238 56ZM262 55V56H263ZM76 56L77 55H75V56H73L72 55V52L70 53V54H68L67 55V58H66V62L64 63V65H61V68L60 69H53V71H51V72H47V70H46V68H47V66H45V62H44V68H42V69H40L36 74H34L31 78H34V77H36V78H40V79H42L43 81L40 83V84H37V82L35 83V84H30V80L28 79V81L29 82H27V77H30L29 75L30 74H28V72H24V71H20L19 69H18V65H16V64H14L15 65V67L14 68H12V75H11V85H9V87H8V89H5L4 91H3V93H1L0 94V112H1V115H0V119L3 121V123L5 122H8V125L9 126H14L15 125V127H17V132H19V135H21V134H23V132H24V130H25V128H27L28 126H29V119H27L26 118V114H24V110H23V104L25 103V102H27L28 100H30V99H35L36 97L34 96V98H33V96H31V94H32V92L34 93V92H37V91H39V89H42L44 86L42 85L44 82H45V79H46V77L48 76L49 77V82L50 83H54V82H57L56 81V79L59 77V75L61 74V73H65L67 70H69L70 68H73L75 65L74 64H70L69 65V62L70 61H72L73 62V57H75L76 58ZM79 57V60H80V56L81 55H78ZM167 56V55H166ZM183 56H184V54H183ZM209 56V55H208ZM215 56H217V55H215ZM226 56H227V54H226ZM225 55H224V57H226ZM244 56H246V54L244 55ZM243 56V57H244ZM262 56H261V58H262ZM84 57H86V56H84L83 55V58ZM128 57H130V56H128ZM132 57V56H131ZM169 57V56H168ZM192 57V56H191ZM194 57V56H193ZM192 57V58H193ZM197 59H199V61H200V57H198V56H195ZM209 57H211V56H209ZM228 57V56H227ZM258 57V58H257ZM87 58V57H86ZM85 58V59H86ZM167 58V57H166ZM166 58H164V59H166ZM188 58V57H187ZM195 58V59H196ZM228 58H230V57H228ZM227 58V59H228ZM231 58L233 59V57H232V55H231ZM235 58V57H234ZM239 58H241V56L239 57ZM238 58V59H239ZM244 58H247V57H244ZM82 59V58H81ZM84 59V60H85ZM105 59V58H104ZM104 59H103V61H104ZM130 58H128V60H129ZM131 59H133V58H131ZM134 59H139V58H135L134 57ZM147 59H148V57H147ZM150 59V58H149ZM153 59V58H152ZM179 59V58H178ZM183 59H185L184 57H183ZM182 59V60H183ZM201 59H202V57H201ZM211 59V58H210ZM210 59H209V61H210ZM217 59V58H216ZM258 59V60H259ZM78 60V62L80 63V61ZM128 60H126V61H128ZM170 59H166V61L165 62H167V61H169ZM186 60V59H185ZM184 60V61H185ZM193 60V59H192ZM207 60V59H206ZM220 60V59H219ZM221 60H223V59H221ZM236 60V59H235ZM234 60V61H235ZM243 60H246V59H243ZM249 60V59H248ZM255 60V59H254ZM255 60V61H256ZM261 60L262 59H260V62H261ZM82 61H83V59H82ZM81 61V62H82ZM103 61L101 62L102 64H103ZM135 61V60H134ZM209 61H207V62H209ZM214 61V60H213ZM75 62H76V59H75ZM90 62V61H89ZM95 62V61H94ZM105 62H111L110 60H107V59H105V61H104V63ZM130 62H131V60H130ZM153 62V61H152ZM177 62H179V60L177 61ZM188 62V61H187ZM190 62V61H189ZM210 62H212V61H210ZM215 62H216V60H215ZM229 62H231V61H229ZM228 62V63H229ZM248 62H250V60L248 61ZM263 62V61H262ZM261 62V63H262ZM137 63V62H136ZM145 63V62H144ZM161 63V62H160ZM168 63V62H167ZM181 63V62H180ZM192 65H194L193 64V62H190ZM190 63L188 64V65H190ZM195 64L197 63V60H196V62H194ZM206 63V62H205ZM221 63H223V61L221 62ZM236 63V62H235ZM260 63V64H261ZM264 63V62H263ZM262 63V64H263ZM51 64H52V61H51ZM58 64V63H57ZM94 64V63H93ZM96 64V63H95ZM101 64V65H102ZM185 64V63H184ZM245 66H247L246 65V62L245 63H243ZM243 64H241V65H243ZM258 64H259V62H258ZM59 65V64H58ZM87 65V64H86ZM105 66L107 65V67H111V66H113V65H111V64H104ZM104 65L102 66V68L104 67ZM162 65V64H161ZM198 65V64H197ZM204 65V64H203ZM207 65V67H210L209 66V64H206ZM205 65V66H206ZM213 65H215V63L213 64ZM217 65V64H216ZM216 65H215V67H214V69H216L217 67H216ZM220 65V64H219ZM229 65V64H228ZM251 65V64H250ZM80 66V65H79ZM97 66H99V65H97ZM183 66V65H182ZM196 66V65H195ZM199 66H202V65H200L199 64ZM218 66V65H217ZM254 66V65H253ZM257 66H260V65H257ZM90 67H92V66H90ZM187 67V66H186ZM189 67V66H188ZM187 67V68H188ZM202 67H204V66H202ZM201 67V68H202ZM249 67V66H248ZM262 67V66H261ZM76 67H74V69H75ZM77 68H80V67H77ZM87 68V67H86ZM85 68V70H87ZM98 68V67H97ZM118 68V67H117ZM198 68V67H197ZM219 68H221V67H219ZM219 68H218V70H219ZM234 68V67H233ZM232 68V69H233ZM241 68V67H240ZM245 68V67H244ZM253 68V67H252ZM251 68V69H252ZM33 69V68H32ZM94 69L95 68H93V72H94ZM113 69H115V67H113ZM165 69V68H164ZM189 69V68H188ZM203 69H206L205 67L203 68ZM231 69V68H230ZM84 70V69H83ZM97 70V69H96ZM100 70V69H99ZM167 70V69H166ZM166 70H164V71H166ZM181 69H179V71H180ZM186 70V69H185ZM191 70H193V67H191ZM210 70V69H209ZM236 70V69H235ZM234 70V71H235ZM238 70H239V67H238ZM246 70H249L248 68L246 69ZM245 70V71H246ZM255 69H253V71H254ZM257 70L258 69H256V71H254V74H252L251 73V71L249 70V71H247L248 73H249V76H248V73H247V77L248 78H250L251 79V74H252V76H253V78H252V80H248V78L246 79V80H248L247 82H248V85H244L245 86V88H246V86L248 87L249 86V88H250V85H253L254 86V84H250V83H252V81L254 80V82H255V86H257L258 87V85H256V83H259L260 85L259 86H261V84H263V83H260V82H262V81H258V80H261V79H263V77L261 78V79H259V78H257L258 76H261V74H260V72L258 73L257 72ZM163 70H161V72H162ZM170 72H171V70H169ZM194 71V70H193ZM199 71V73H201V74H203L202 72H200V70H198ZM215 71H217V69L215 70ZM220 71V70H219ZM252 71V72H253ZM260 71V70H259ZM92 72V73H93ZM211 73V72H214V71H208V72H206V73ZM231 72H232V70H231ZM256 72L258 73V75L256 74ZM262 72H263V70H262ZM85 73V72H84ZM86 73H88V72H86ZM91 73V72H90ZM89 73V74H90ZM91 73V74H92ZM164 73V72H163ZM168 73V72H167ZM184 73V72H183ZM183 73H182V75H183ZM188 73H192V72H188ZM196 73H197V71H196ZM217 73H219V72H217ZM216 73V74H217ZM234 73V72H233ZM106 74V73H105ZM148 74V73H147ZM159 74V73H158ZM200 74V77L202 76ZM216 74L215 73H213L212 74V76H211V74H209L210 76H211V78H209V79H212V78H215V79H217V77H213L214 75L216 76ZM263 74V73H262ZM7 75V74H6ZM84 75V74H83ZM86 75V74H85ZM133 75V74H132ZM181 75V76H182ZM190 75V74H189ZM188 75V76H189ZM194 75H196V74H194ZM193 75V76H194ZM203 75H205V74H203ZM218 75V74H217ZM234 75H236V73L234 74ZM239 75H240V72H239ZM238 75V77H240ZM254 75H257V76H255L254 77ZM2 76H3V74H1L0 73V79L2 78ZM93 76H94V73H93ZM97 76H98V74H97ZM100 76H102V77H104L105 75H101L100 74ZM107 76V75H106ZM108 76H111L110 74L108 75ZM150 76L151 77H153L151 74H150ZM161 74H159V77H160V79H161ZM178 76V75H177ZM184 76H186V75H184ZM183 76V77H184ZM191 76V75H190ZM198 76V74L194 77V78H196ZM208 76V75H207ZM243 76H244V74H243ZM263 76V75H262ZM77 77V76H76ZM96 77V76H95ZM134 77V76H133ZM183 77H181V78H183ZM206 77V76H205ZM219 77V76H218ZM89 78V79H88ZM88 80H90V84H94V83H92L91 81H96L95 83L98 85V83H99V81H101V80H99L98 81V79L97 80H95L96 78H94V80H93V78L92 77H89L88 76ZM90 78H92V79H90ZM112 78H113V76H112ZM156 78V77H155ZM186 78H188V77H186ZM204 78V77H203ZM234 78V77H233ZM232 78V79H233ZM241 78V77H240ZM243 78V77H242ZM245 78V77H244ZM255 78H257V80L255 79ZM78 78H76V85H78L79 86V88H75V86L76 85H73L74 84V82H75V80L73 81V83L69 86V87H67L66 89H71L72 88V90H71V92H72V94H70V93H68V95H66V97H61L60 99L58 98V100H56L58 103H60L61 105H65L66 106V109H64L61 113H59V112H52L49 116V118L47 117L48 116V114L50 113H47V116H45L44 117V119H45V121H44V125H40L39 126V128H38V130L39 131H41L42 129H44V128H46V125L47 124H49V122L50 121H55L56 119H58V118H60V117H65V115L66 114H68V116H70V115H73L74 114V111H75V113H77V111H79L80 112V114L81 115H84L81 119H80V121L78 122L77 120H76V118L74 119V122H75V120H76V122L74 123V127H72L70 124V127H72V129H70V132L68 131L69 129H66L67 131H65V132H63L65 129L62 127L61 128V130H58V131H54L53 133H58V135H62V137H65V138H62L61 136H58V137H60V138H62L61 140H63V142L62 143H59V142H56V139H58V137H57V134H51V136H49V137H46V136H41L40 138V140H39V142H38V145H36L37 147H43L44 145H46L47 146V144H46V142H48L49 140H51V143H50V145H49V147H50V149H52L51 147H58V148H60V150L61 151H59V153H57L56 155H55V157H54V159L53 160H49V161H47V162H45L43 165H41V166H37V167H35V168H31V170H30V172H34V174H35V176L37 177V179H36V183L32 186V191L34 192V193H37V192H44L45 193V191H46V193L50 190H52V186L53 185H56V186H60L61 188H60V191L62 192H66V190H69V188H72V186H73V184L75 183V181H77L76 179H75V176H77L75 173H73V174H70L69 172V174H63V172H62V174H60V176H59V179H56V181H52L51 183L53 184L52 186H49V184H43V183H41V180L48 174V173H50L53 169H55V168H58V167H61L62 166V161L63 160H65L66 158H68V157H71V156H73V155H76L77 153H78V151L76 150V148H71L72 147V145H74V143H75V141H76V139H75V141L74 142H72V145H70V143H68V142H64V141H67V139L69 138L70 139V135L72 136V139H70L71 141H73L74 139H73V135L74 134H77L76 133V131L78 132V129H83V128H85V125H89L90 124V122H91V120L93 119V116H96L95 115V112L96 111H92V110H89V108H92L95 104H98L97 103V99H104V100H106V98L107 97H109V95L111 94V93H113V91H111L110 90V86L108 85V89L106 90V91H103V85L101 84V86L100 85H98V88H99V94L98 95H96V97H94L92 94L90 95L89 93L88 94H86V93H83V88L81 87V90H78V89H80V84H77V81L78 82H81L82 84L84 83V82H82V81H85V80H82V79H80V81H79V79L77 80ZM84 79V78H83ZM85 79H86V77H85ZM101 79V78H100ZM107 79V78H106ZM111 79V78H110ZM178 79H179V77H178ZM191 79H192V77H191ZM198 79V78H197ZM201 79V78H200ZM214 79V80H215ZM220 79H221V77H219V81H220ZM236 79V78H235ZM117 80V79H116ZM120 80V79H119ZM128 80V79H127ZM163 80V79H162ZM193 80V79H192ZM202 80H206V79H202ZM208 80V79H207ZM213 79H212V82H211V85H214L215 83H216V85H217V82L216 81H214ZM240 80V79H239ZM238 80V81H239ZM242 80V79H241ZM244 80V79H243ZM66 81V80H65ZM109 82H107V83H110V80H108ZM180 81H183V83L185 82L184 81V78H183V80H181L180 79ZM215 83H214V82ZM222 81V80H221ZM235 81V80H234ZM237 81V80H236ZM251 81V82H250ZM257 81V82H256ZM98 82V83H97ZM113 82H115L114 81V79H113V81L110 83V84H112ZM119 81H117L116 83H118ZM172 82V81H171ZM170 82V83H171ZM174 82H179V81H174ZM187 82H189V80L187 81ZM191 82L192 81H190L189 83L191 84ZM194 82V84H192V86L191 87H193L194 85H196L197 83L199 84L200 82H202V81H200L199 82V80H198V82L195 84V80L193 81ZM192 82V83H193ZM208 82H210V80H208ZM227 82V81H226ZM45 83H47V81L45 82ZM66 83V82H65ZM106 83V84H107ZM207 83V82H206ZM205 82H204V84H206ZM220 82H218V84H219ZM222 83V82H221ZM220 83V84H221ZM243 83V82H242ZM246 82H244V84H245ZM100 84V83H99ZM104 84V83H103ZM179 84V83H178ZM203 84V85H204ZM236 84H237V82H236ZM236 84H231V85H235L234 86V88L236 87V86H238V84L236 85ZM247 84V83H246ZM46 85H48V83L46 84ZM57 85L59 86V85H61V84H56L55 85V87H56V89H57ZM83 85H85V84H83ZM83 85H81V86H83ZM118 85V84H117ZM117 85H113V88L114 87H117ZM176 85V84H175ZM189 85V84H188ZM207 85V84H206ZM211 85H210V88H211ZM215 85V87L213 86L211 89H213V88H215V89H217V86L219 87V85H217L216 86ZM239 85H240V83H239ZM88 86V85H87ZM94 86V85H93ZM122 86V85H121ZM177 86V85H176ZM175 86V87H176ZM181 86V85H180ZM179 86V87H180ZM254 86V87H255ZM48 87V86H47ZM54 87V86H53ZM89 87H90V85H89ZM196 88H198V86H195ZM199 87H201V84H200V86ZM202 87H204V86H202ZM209 87V86H208ZM208 87H207V90H208ZM240 88H241V85L239 86ZM239 87H237V90H239L240 88ZM252 87V86H251ZM49 89H51L52 88V86H51V88H50V86L48 87ZM65 88V87H64ZM95 88H97V87H95ZM151 88V87H150ZM182 88H185V84H184V87H182ZM187 88V87H186ZM190 88V87H189ZM189 88H187V89H189ZM195 88V89H196ZM206 88V87H205ZM227 88V87H226ZM244 88V87H243ZM249 88H247V91H249V92H252V90L250 91V89ZM52 89H54V88H52ZM51 89V91L53 92V90ZM60 89V88H59ZM91 89V88H90ZM102 89V90H101ZM106 89V88H105ZM112 89V88H111ZM115 89V88H114ZM174 89V88H173ZM191 89V88H190ZM194 89V88H193ZM202 89V88H201ZM214 89V90H215ZM236 89V88H235ZM234 89V90H235ZM242 89V88H241ZM240 89V90H241ZM249 89V90H248ZM251 89H253V88H251ZM255 89V91L257 90V89H260V88H257L256 89V87L254 88ZM45 90H47V89H45ZM44 90V91H45ZM137 90V89H136ZM197 90H200L199 88L197 89ZM204 90V89H203ZM210 90V89H209ZM243 91H244V89H242ZM54 91H55V89H54ZM67 91V90H66ZM66 91H65V93H66ZM103 91V92H102ZM122 91V90H121ZM181 91H183L182 89H181ZM192 91H195V90H192ZM191 91V92H192ZM206 91V90H205ZM205 91H202L203 93L205 92ZM211 92V94H212V90H210ZM216 92L218 91V89L217 90H215ZM243 91H241L242 93H245V91L243 92ZM255 91L253 92V96L255 95V96H257L256 94L257 93H255ZM46 92V91H45ZM48 92V91H47ZM52 92H50V93H52ZM144 92V91H143ZM180 92V91H179ZM179 92H177V94L179 93ZM195 92H201V91H195ZM194 92V93H195ZM227 92H229V90L227 91ZM233 92V91H232ZM232 92H231V94H232ZM257 92H258V90H257ZM261 93L263 92L262 90L260 91ZM260 92H258L259 94H260ZM60 93H63V92H60ZM125 93V92H124ZM140 93H141V91H140ZM147 93V92H146ZM181 93V92H180ZM206 93H208L207 91H206ZM215 93V92H214ZM213 93V94H214ZM220 93V92H219ZM238 93H240V92H238ZM248 93V92H247ZM247 93H246V95H247ZM264 93V92H263ZM42 94H44L43 92H42ZM78 94V95H77ZM141 94H143V93H141ZM145 94V93H144ZM181 94H183V93H181ZM191 94V93H190ZM200 94V93H199ZM205 94V93H204ZM209 94V93H208ZM207 94V96H208V98H210V96ZM216 94V93H215ZM212 95L213 96V98H214V96L216 97V95ZM230 94V93H229ZM230 94V95H231ZM234 94V96L233 95H231V96H233V97H235V100L237 99V101H240V99H239V97H242L241 99V101H243V98H244V100H245V97H247L246 95H244V96H242L241 95V93L240 94H235V93H233ZM252 94V93H251ZM123 95V94H122ZM196 95V94H195ZM185 96V95H184ZM191 96H193V94L191 95ZM201 96V95H200ZM226 96V95H225ZM249 96H251V95H249L248 94V97ZM260 96H261V94H260ZM122 97V96H121ZM144 97H146V96H144ZM179 97V96H178ZM194 97V96H193ZM227 97H229V95H227ZM227 97H225V99L227 98ZM257 97H259V95L257 96ZM257 97H251V99L252 98H254V99H252V101H254L255 100V98H257ZM82 98V99H81ZM182 98V97H181ZM190 98V97H189ZM197 98H198V95H197ZM197 98H195V100H197ZM201 98V97H200ZM218 98V97H217ZM220 99H221V97H219ZM117 99V98H116ZM121 99V98H120ZM141 99H143V98H141ZM140 99V100H141ZM145 99V98H144ZM143 99V100H144ZM150 99V98H149ZM183 99H185V98H183ZM190 99H192V98H190ZM215 99L216 98H214V100H211L210 99V101L212 102V104H213V101H215ZM229 101H231V99L233 100V98H230L229 97ZM41 100V99H40ZM194 99H192L191 101H193ZM195 100L192 102L193 104H194V102H195ZM204 100V99H203ZM222 100H223V102H226L227 101V99H226V101L224 100V98L223 99H221L220 100V102H222ZM234 100V101H235ZM250 98L248 99L247 98V102L246 103H249L250 101ZM261 101H262V99H260ZM146 101V100H145ZM150 101V100H149ZM198 102L200 101V100H197ZM234 101H233V103H234ZM240 101V102H241ZM35 102V101H34ZM102 102V101H101ZM100 102V103H101ZM136 102H138V101H136ZM144 102V101H143ZM142 102V103H143ZM200 102H203V101H200ZM207 102V101H206ZM219 102V103H220ZM264 102V101H263ZM93 103V104H92ZM141 103V102H140ZM151 103V102H150ZM191 103V102H190ZM191 103V104H192ZM210 103V102H209ZM218 102H217V104H219ZM227 103H230L228 106H226L225 107V105L223 104V108L225 109V108H229L230 106H231V104H232V101L231 102H227ZM242 103H244V102H241V104ZM255 103V102H254ZM259 103V102H258ZM135 104V103H134ZM152 104V103H151ZM187 104V103H186ZM191 104H189L190 106H191ZM202 104H204V103H202ZM201 104V105H202ZM256 104L257 103H255V104H253V105H255L256 106ZM68 105V106H67ZM93 105V106H92ZM146 105V104H145ZM153 105V104H152ZM185 105V104H184ZM195 105V104H194ZM214 105H216V104H214ZM232 105H234V104H232ZM34 107L32 108V112L33 113H35L36 114V116L38 115V112L40 111V110H42V108L44 107L43 105H42V103H39V102H37L35 105H33ZM86 106H87V108H86ZM99 106V105H98ZM137 106V105H136ZM140 106V105H139ZM157 106V105H156ZM188 106V105H187ZM197 106H198V103H197ZM200 106V105H199ZM56 108H57V106H55ZM95 107V106H94ZM97 107V106H96ZM147 107V106H146ZM185 107V106H184ZM184 107H183V109H184ZM189 107V106H188ZM195 107V106H194ZM200 107H203V106H200ZM205 107H212L211 106V104L208 106V104H207V106H205ZM240 107H241V105H240ZM259 107V106H258ZM257 107V108H258ZM105 108V107H104ZM139 107L137 106V109H138ZM186 108V107H185ZM190 108V107H189ZM220 109H221V107H219ZM227 108V109H228ZM231 108H233L232 110V115H231V113H224V114H226V115H228V114H230V115H228V116H230V117H232V118H234V116H235V114H233V113H237V111L236 110H238L239 108H237V107H235L236 109H234V106L232 107H230L229 109H231ZM251 109H254V107H250ZM63 109V108H62ZM61 109V110H62ZM87 109V110H86ZM136 109V108H135ZM136 109V110H137ZM191 109V108H190ZM189 109V110H190ZM198 109H201V108H198ZM197 109V110H198ZM229 109H228V111H229ZM58 110V109H57ZM132 110V109H131ZM130 110V111H131ZM135 110V111H136ZM181 110V109H180ZM185 110V109H184ZM188 110V109H187ZM194 110H195V108H194ZM215 110V109H214ZM218 110V109H217ZM216 110V111H217ZM234 110H235V112H234ZM243 110V112H244V114H245V112L246 111H244V109L242 108H240L239 109V113L240 114H242L243 112H241V111ZM43 111V110H42ZM103 111H104V109H103ZM133 111V110H132ZM134 111V112H135ZM141 111V110H140ZM203 111V110H202ZM208 111V110H207ZM223 112L222 110H218L217 112ZM225 111H227L226 109L224 110V112ZM249 111V110H248ZM248 111L246 112L247 114H245V115H248L249 113H252L253 112V110H252V112H250L249 111V113H248ZM67 112V113H66ZM134 112H129V113H126V115H124L121 119H120V123H119V125L118 126H116L115 127V129L116 130H118L119 132H121L122 133V131H120L122 128H124V132H123V134L124 135H127V136H124V137H131L132 135H135V134H133V133H135V131L137 132V126H139V121L141 120V117H143V115L142 114H140V112L138 111H136V113L134 114ZM145 112V111H144ZM143 112V113H144ZM176 112H178V111H176ZM175 112V113H176ZM181 113L183 112V111H180ZM192 112V111H191ZM198 112V111H197ZM210 112V111H209ZM214 112V111H213ZM219 113V114H222V113ZM66 113V114H65ZM102 113V112H101ZM145 113H147V111L145 112ZM180 113V114H181ZM212 113V112H211ZM100 114V113H99ZM178 114V113H177ZM189 114H191V113H189ZM193 114V113H192ZM196 114V113H195ZM207 114V113H206ZM210 114V113H209ZM223 114V115H224ZM238 114V113H237ZM260 114V113H259ZM179 115V114H178ZM200 115H201V117H202V115H203V117L205 118V113L204 112H202V113H200ZM205 115V116H204ZM222 115V117H224ZM225 115V116H226ZM234 115V116H233ZM249 115H251V114H249ZM190 116V115H189ZM188 116V117H189ZM194 116V115H193ZM198 115H196L195 117H197ZM208 116H210V115H207L206 117H207V119H208ZM212 116V115H211ZM239 116V115H238ZM241 116H242V118H241ZM241 116H239L240 118H237V115H236V118L237 119H242V120H244L245 118L243 117L244 115H241ZM257 116V115H256ZM145 117V116H144ZM195 117H193V118H195ZM227 117V116H226ZM250 117V116H249ZM254 117V116H253ZM129 118H131V119H129ZM191 118V117H190ZM64 119V118H63ZM161 119V118H160ZM198 119V118H197ZM230 119V118H229ZM235 119V118H234ZM233 119V120H234ZM237 119H235V120H237ZM246 119H248V117H246ZM245 119V120H246ZM253 119V118H252ZM71 120V119H70ZM125 120H127V121H125ZM131 120V121H130ZM157 120V119H156ZM201 120V119H200ZM204 121L206 120V119H203ZM226 120L228 121V119L226 118ZM240 121V122H245L246 123V125H249L250 123H253V122H255V121H253L252 120V122H247V121ZM249 120V119H248ZM255 120V119H254ZM10 121H13V123H14V125L13 124H11L10 125ZM58 121V120H57ZM128 123V125H126V123ZM129 121V122H128ZM142 121V120H141ZM161 121V120H160ZM257 121H259V120H257ZM95 122V121H94ZM93 122V123H94ZM159 122V121H158ZM163 122V121H162ZM162 122H160V123H162ZM165 122V121H164ZM209 122H210V120H209ZM238 123V121H237V123L238 124H242V123ZM154 123V122H153ZM196 123V122H195ZM235 123V122H234ZM248 123V124H247ZM256 123V122H255ZM257 123H259V122H257ZM73 124V123H72ZM155 124H157V122L155 123ZM164 124V123H163ZM163 124H162V126H163ZM169 124H170V122H169ZM172 124H173V122H172ZM188 124V123H187ZM186 124V125H187ZM205 124V123H204ZM206 124H208V121L206 122ZM210 124V123H209ZM227 124V123H226ZM107 125V124H106ZM152 125H154V124H152ZM184 125V124H183ZM217 125V124H216ZM252 125V124H251ZM250 125V126H251ZM255 124H253L251 127H250V129L251 130H259L260 129V127L258 126V125H256V126H254ZM155 126V125H154ZM201 126V125H200ZM208 126H210V125H208ZM242 125H240V127H241ZM254 126V127H253ZM120 127H122L121 129H120ZM166 127V126H165ZM169 127H172V126H169ZM168 127V128H169ZM176 127V126H175ZM206 127H207V125H206ZM220 128V129H223V127H224V124L223 123H221V124H218L217 125V128ZM66 128V127H65ZM151 128V127H150ZM196 128H197V125H196ZM200 128H202V126L200 127ZM245 129H246V127H244ZM110 129H112V128H110ZM164 129V128H163ZM166 129V128H165ZM182 129H183V127H182ZM44 130H46V129H44ZM150 130V129H149ZM176 130V129H175ZM247 130V129H246ZM250 130V131H251ZM12 131V130H11ZM10 131V132H11ZM60 131L62 132V133H64V135L63 134H60ZM166 131V130H165ZM176 131H179V130H176ZM176 131H175V133H176ZM204 131V130H203ZM209 131V129L207 130V132ZM250 131H247L246 132V134L248 133L249 134V136H250V138L249 139H251V137L253 136L252 134H250ZM160 132V131H159ZM158 132V133H159ZM167 132V131H166ZM242 132H243V130H242ZM241 132V133H242ZM245 132V131H244ZM253 132V131H252ZM256 132H258V131H256ZM263 132H264V130H263ZM65 133H66V135H65ZM163 133V132H162ZM197 133V132H196ZM195 133V134H196ZM199 133V132H198ZM260 133V132H259ZM78 134H79V132H78ZM201 134V133H200ZM203 134V133H202ZM234 134V133H233ZM80 135V134H79ZM136 135H137V133H136ZM198 135V134H197ZM196 135V136H197ZM235 135V134H234ZM243 135V134H242ZM245 135V134H244ZM242 136V137H245V136ZM252 135V136H251ZM54 136V137H53ZM68 136V137H67ZM164 137H165V135H163ZM173 136V135H172ZM171 136V137H172ZM203 135H201V136H197V137H202ZM255 136V135H254ZM257 136H259V135H257ZM260 136H261V134H260ZM56 137V138H55ZM66 137H67V139H66ZM169 137V136H168ZM170 137V138H171ZM194 137H195V135H194ZM216 137V136H215ZM215 137H213V139L215 138ZM238 137H240V136H238ZM242 137H240V138H242ZM75 138V137H74ZM133 138H137V137H133ZM162 138V137H161ZM169 138V139H170ZM173 139H174V136L172 137ZM172 138L170 139V140H172ZM231 138H234V137H231ZM240 138H239V141H241L240 140ZM247 138V137H246ZM246 138H245V140H242V141H246ZM258 138V137H257ZM65 139V140H64ZM126 139V138H125ZM155 139V138H154ZM244 139V138H243ZM248 139V140H249ZM253 139V138H252ZM80 140V139H79ZM230 140H232V139H230ZM255 140V139H254ZM2 141V140H1ZM158 141H159V139H158ZM157 141V142H158ZM163 141V140H162ZM168 142V140H165V142ZM186 141V140H185ZM257 141V140H256ZM31 142V141H30ZM77 142V141H76ZM150 142H151V140H150ZM157 142H154V143H157ZM230 142V141H229ZM231 142H233V141H231ZM230 142V145L232 144ZM69 144V146H68V144ZM120 143V145H116L117 147L116 148H112L110 151H109V149L108 148H105L109 153H113L114 154V160L115 161H119L123 156H124V154H125V152H127V151H129V150H132V146H133V143H132V141H129L128 139L127 140H124V142L122 143L123 145H121V142H119ZM154 143H152V144H154ZM159 143V142H158ZM169 143V142H168ZM220 143V142H219ZM246 143V142H245ZM1 144V143H0ZM77 144H79V143H77ZM162 142H161V147H162ZM257 144V143H256ZM158 145V144H157ZM157 145H155L156 147H157ZM164 145H165V143H164ZM170 145V144H169ZM227 145V144H226ZM230 145H229V147H230ZM35 146V145H34ZM45 146V147H46ZM167 146V145H166ZM165 146V147H166ZM257 146V145H256ZM1 147V146H0ZM74 147H76V145L74 146ZM78 147V146H77ZM227 147V146H226ZM231 147H232V145H231ZM230 147V148H231ZM36 148V147H35ZM48 148V147H47ZM152 148H153V146H152ZM163 149H164V147H162ZM161 148V149H162ZM228 148V147H227ZM227 148H225V149H227ZM37 149H40V148H37ZM49 149V150H50ZM104 149V152L106 153V150ZM160 149V151H161V153H162V150ZM4 150H6V149H4ZM156 150V149H155ZM189 150V149H188ZM209 150V149H208ZM230 150V149H229ZM234 150V149H233ZM253 150V149H252ZM2 151V150H1ZM0 151V152H1ZM16 151L17 150H13V149H10V148H8L5 152H1L0 153V169H1V171H2V169L5 171V172H7V174H8V177H6V181H4V182H0V188L2 189V188H5V187H7L8 185H11V184H13L14 182H13V180L12 179H14V177L17 175V174H19V176H21V175H24V173H26V170L25 169H22L20 166L21 165H18V164H21V163H23L22 162V160H23V158L25 157V155H24V153L22 152V153H20L19 155H20V160H19V162H15V163H11V158H12V155L13 154H15L16 153ZM35 151V150H34ZM37 151V150H36ZM76 151V152H75ZM102 151V150H101ZM166 151V150H165ZM216 151V150H215ZM247 151V150H246ZM250 151H251V149H250ZM249 151V152H250ZM256 151V150H255ZM107 152V153H108ZM155 152H157V151H155ZM170 152H172V151H170ZM199 152V151H198ZM217 152H218V150H217ZM248 151L246 152V153H248L247 154V156H244V157H248V159L249 158H251V156L253 157L254 155H251L250 153H249ZM37 153V152H36ZM76 153V154H75ZM167 153H168V151H167ZM213 153V152H212ZM215 153V152H214ZM256 153V152H255ZM150 154V153H149ZM197 154H199L200 155V153H197ZM216 154V153H215ZM231 154V153H230ZM128 155V154H127ZM134 156H132L133 157V159L131 160V161H129V163H127V166L122 170V171H120L121 173L120 174H118V175H116V176H112L111 178H109V180L110 181H116V183H118V184H121V183H123L125 180H127V178L131 175V173H132V171L133 170H135V168H136V165H135V163H137L138 161H139V156H137V154H136V152H135V154H133ZM202 155V154H201ZM200 155V156H201ZM219 155V154H218ZM126 156V155H125ZM124 156V157H125ZM129 156V155H128ZM149 156H152V155H149ZM158 156V155H157ZM160 156V155H159ZM215 156V155H214ZM232 156V154L229 156V157H231ZM81 157H82V155H81ZM123 157V158H124ZM170 157V154L167 156V158H169ZM172 157V156H171ZM197 158L198 156L197 155H195L194 156V158ZM236 157V156H235ZM99 158H101V157H99ZM103 158V157H102ZM167 158H165V159H167ZM202 158V157H201ZM200 158V159H201ZM89 159V158H88ZM127 159V158H126ZM150 158H146V160L148 161ZM228 159V158H227ZM226 159V160H227ZM235 159H237V158H235ZM99 160V159H98ZM145 160V161H146ZM170 160H171V158H170ZM195 160V159H194ZM202 160H204L203 158H202ZM201 160V161H202ZM245 160H247V159H245ZM250 160V159H249ZM248 160V162H250ZM94 161H95V158L94 159H92V160H90V164H91V166L92 167H95L96 166V164H97V162L94 164ZM184 161V160H183ZM235 161V160H234ZM253 161V160H252ZM256 161V160H255ZM254 161V162H255ZM88 162V161H87ZM87 162L85 161V163L87 164ZM144 162V161H143ZM149 162V161H148ZM185 162V161H184ZM183 162V163H184ZM236 162V161H235ZM247 162V163H248ZM262 162V161H261ZM9 163H11V164H9ZM89 163V162H88ZM188 163V162H187ZM208 163V162H207ZM226 163H228V162H225L223 165H224V167H225V164ZM240 163V162H239ZM246 163V164H247ZM251 163V162H250ZM154 164V163H153ZM231 164H233V163H231ZM87 165H89V164H87ZM104 165H107V163L106 164H104ZM165 165V164H164ZM195 165V164H194ZM212 164H210V165H205L207 168H209V169H207V168H205V170H212V169H210V167L209 166H211ZM227 166H228V164H226ZM241 165H245V164H241ZM83 166V165H82ZM81 166V167H82ZM171 166V165H170ZM204 166V167H205ZM213 166V165H212ZM240 166V165H239ZM238 166V168H241V167H239ZM247 165H245L244 167V170H247V169H251V167L250 166H248V167H250V168H248V167H246ZM85 167H88V166H85ZM90 167V166H89ZM88 167V168H89ZM109 167V166H108ZM153 167V166H152ZM204 167L203 168H201L202 170L204 169ZM65 168V167H64ZM64 168H59V169H63V171L65 170ZM166 168V167H165ZM180 168H182L181 167V165H180ZM183 168H185V167H183ZM228 168V167H227ZM247 168V169H246ZM254 168V167H253ZM105 168H103V167H100V168H95V170H94V172H96V175H98V176H102V177H104V173H106V172H104V171H106V170H104ZM226 169V168H225ZM230 169H232L231 168V165H230V168H229V170ZM146 170V169H145ZM167 170V169H166ZM204 170V171H205ZM227 170V169H226ZM235 170V169H234ZM243 170V169H242ZM253 170H256V169H253ZM71 171V170H70ZM252 171V170H251ZM251 171L248 173V175H246L245 177L247 178V176L249 177V174H252V175H254L255 173H251ZM257 171V170H256ZM76 172V171H75ZM212 172V171H211ZM244 172V171H243ZM253 172V171H252ZM1 173V172H0ZM172 173V172H171ZM175 173V172H174ZM185 173H187L186 172V170L184 171V174ZM205 173H207V172H205ZM205 173H203L204 174V177H206V176H208L207 174H205ZM210 173V172H209ZM227 173V172H226ZM2 174H4V173H2ZM1 174V175H2ZM188 174V173H187ZM211 174V173H210ZM209 174V175H210ZM223 174V171L222 172H220V175H222ZM245 174V173H244ZM258 174V173H257ZM174 175V174H173ZM206 175V176H205ZM3 176V175H2ZM4 176H5V174H4ZM175 176H177V175H175ZM180 177H181V175H179ZM202 176V175H201ZM223 176H226V175H223ZM236 176V175H235ZM251 176V175H250ZM78 177V176H77ZM166 177V176H165ZM171 176H169V178H170ZM185 177H188L189 178V176L187 175V176H184V179H181L180 178V180H182L181 182H180V189H178L179 191H181L182 192V197H184V199L185 198H187V200H188V198H189V201H187L186 199V201L188 202V204H189V202H190V204H192L191 206H190V204H189V206H187V203H185L183 200L182 201H170V203L169 202H167V203H164V206L166 207V209H167V211H173L175 208H173V206L175 205L176 206V210H177V213L178 214H180L181 216H179L180 218H179V220H180V224H176L175 226H174V228H176V227H178V226H181L184 222V224L186 225V227H188V226H190L191 225V227L193 226L192 224H190L189 225V223L187 222V224H186V220H184V219H187V218H189V217H187V216H189V215H187L186 216V209H188L189 207V209H190V211H192V210H194V209H191V207H195V205H196V201L194 200L195 198L196 199H202V198H204L203 196H206V193L205 194H202L201 192H203L204 190H200L199 191V189H200V186L201 187H204L203 189H210V188H207V186L209 185V184H211V181H212V179H209V180H207V179H204V178H200V180H198L197 182H196V184L198 185V187H193L194 185L193 184H191L190 183V185H189V182L191 181V180H187V178H185ZM229 177V176H228ZM232 177V176H231ZM58 178V177H57ZM176 178V180L178 179L179 180V177H175ZM233 178V177H232ZM235 178V177H234ZM256 178V177H255ZM111 179H113V180H111ZM174 179V178H173ZM173 179H171V180H173ZM251 179V178H250ZM15 180V179H14ZM80 180V179H79ZM170 179L169 180H167V181H171ZM175 180V181H176ZM178 180L176 181V182H178ZM207 180V181H206ZM16 181V180H15ZM215 180H213L212 181V183L214 182ZM249 181V180H248ZM255 181V180H254ZM58 182L61 184V185H59L58 184ZM231 182V181H230ZM169 183H171V182H169ZM173 183H174V180H173ZM216 183V182H215ZM214 183V184H215ZM238 183V182H237ZM251 183V182H250ZM253 183V182H252ZM252 183H251V185H252ZM85 185V184H84ZM172 185V184H171ZM177 185V184H176ZM193 185V186H192ZM232 185V187H233V183L231 184ZM98 187H99V185H97ZM173 186V185H172ZM179 186V185H178ZM196 186V185H195ZM213 186V185H212ZM247 187H248V185H246ZM110 187H111V185H110ZM139 187V186H138ZM232 187H231V189H232ZM250 187V186H249ZM87 189H86V193H85V196L86 197H95L96 199L98 198V200H104V201H106L109 197H113V195H115V194H113L114 192L113 191H111V189L109 190V189H106L105 187H100V188H94V186L93 185H87V187H86ZM171 188V187H170ZM174 188V187H173ZM173 188H172V190H170L171 192L172 191H174L173 190ZM177 188V187H176ZM179 188V187H178ZM150 189V188H149ZM233 189H234V187H233ZM249 189V188H248ZM260 189V188H259ZM113 190V189H112ZM137 190V189H136ZM177 190V191H178ZM251 190H253V189H251ZM117 192H119V194H121L120 193V191H118V190H116ZM115 191V192H116ZM212 191L213 190H211L210 189V193L209 194H211L212 193ZM3 192V191H2ZM148 192V191H147ZM150 192V191H149ZM49 193V192H48ZM68 193V192H67ZM74 193H71V195H73ZM138 194H140V193H138ZM143 193L141 192V194L138 196V202H136V204H139V203H142V204H144V203H146V202H143V199H140V197H142L143 195H142ZM152 194H153V192H152ZM237 194V193H236ZM249 194V193H248ZM122 195V194H121ZM142 195V196H141ZM148 195V194H147ZM170 195V194H169ZM203 195V196H202ZM118 196V195H117ZM123 196V195H122ZM150 196V195H149ZM245 196H246V193H245ZM251 198H252V196H254L253 194L251 195H249ZM73 197V196H72ZM76 197V195L74 194V198ZM119 197V196H118ZM168 197V196H167ZM169 197H172V196H169ZM168 197V198H169ZM175 197H177L176 195H175ZM181 197V196H180ZM193 197H195L194 199H193ZM234 198H235V196H233ZM178 198V197H177ZM192 198V201H190V199ZM247 198H249L248 196H247ZM171 199V198H170ZM181 199H183V198H181ZM241 199V198H240ZM244 200H245V198H243ZM253 199V198H252ZM261 199V198H260ZM97 200V201H98ZM142 200V201H141ZM173 200V199H172ZM256 200H257V198H256ZM78 201V200H77ZM202 202V203H201ZM201 202H199L198 203V206H200L199 208H198V210H200L201 209V213L199 212V211H197L196 212V214H198L199 215V219H201L202 221H208L209 220V217H210V211H208V213H206V211H205V213H204V211H203V204L205 203V202H207V201H201ZM209 202V201H208ZM220 201H219V199H218V202L217 203H219ZM237 202V201H236ZM246 202H247V200H245V204H246ZM255 202V204H257L258 203V200L257 201H254ZM253 202V203H254ZM257 202V203H256ZM263 202V201H262ZM91 203V202H90ZM250 203H252V201L250 200ZM55 202H51V205H49V209H51L52 207H55ZM95 204H96V201H95ZM94 204V205H95ZM193 204H194V206H193ZM236 204V203H235ZM87 205H88V202H87ZM86 205V203H83V201L81 202V204L78 206L77 205V208L78 209H80V207H82L83 208V210L86 212H88V211H91V209L89 208V206H87ZM205 206H206V208H208L209 209V207H208V205H206V204H204ZM221 205V204H220ZM232 205H233V203H232ZM261 205V206H260ZM260 210L259 211H261L262 213L264 212V204L262 203H260ZM59 206V205H58ZM210 206H211V204H210ZM250 206V205H249ZM252 206V205H251ZM254 206H256V205H254ZM161 207V206H160ZM188 207V208H187ZM232 207V206H231ZM240 207H242V206H240ZM257 207V206H256ZM196 208V207H195ZM234 208H232V210H233ZM251 209V208H250ZM253 209V208H252ZM82 209H80V211H81ZM219 210V209H218ZM225 210V209H224ZM231 210V209H230ZM235 210V209H234ZM237 210V209H236ZM202 211H203V213H202ZM195 211H193V213H194ZM234 212V211H233ZM252 212V211H251ZM100 213V212H99ZM107 213V214H106ZM106 213H104V214H102V212L100 213V217L98 218V220H97V222H96V226H98L97 228H100L101 230H102V228L104 229L105 227L104 226H106V225H109L110 223L108 222L110 219H112L111 221V224L114 222V225H119V223H117V220H114V216H116V217H118L119 215H115V213H113L112 211L109 213V212H106ZM191 213V212H190ZM210 213V214H209ZM236 213V212H235ZM258 213V212H257ZM227 214V213H226ZM264 214V213H263ZM255 216H253V217H251V218H253L252 220L254 221V222H256V223H258L259 221L258 220H260L261 219V221H263V219H264V216L262 215V217H261V215L259 214V216H260V218H258V216H257V214H254ZM77 216L78 215H74V217L71 219V224H72V226L73 225H75V224H78V221L80 220V217H78L77 218ZM119 218L121 219V224H120V226H116V227H112V226H114V225H110V227H112V228H114V229H111L110 227V229H109V231L110 232H106V234H105V236L107 235V233H109L108 234V236L107 237H105L106 238V240H105V242H103L102 244H100V243H97L98 245H97V248H101V247H105V248H110V247H112L111 249H114V247L112 246V243H113V241H115L114 242V244L117 242V244L119 243L120 245H124V246H127V245H125V244H127L128 243V247L130 248V249H132V247H133V244H135V243H137V242H140V243H142V241H143V236H140L139 235V233L137 234V233H135L137 236H138V239L137 240H139V241H135L136 240V236L134 237V239L135 240H132V242H131V239L133 238V236H134V232L136 231V230H138L139 228H141V223H140V225H138V224H136L137 222L135 221H130V220H127L125 217L123 218V217H120L119 216ZM197 218V217H196ZM27 219V220H26ZM25 219V221L26 222H28L29 224H30V226H34L35 224H37V223H39V222H33V221H31V219H35V218H31V217H28V218H26ZM116 219V218H115ZM192 220V219H191ZM116 221V222H115ZM128 221V222H127ZM188 221V220H187ZM227 221V220H226ZM251 221V220H250ZM125 222V223H124ZM196 222V221H195ZM218 222H220V221H218ZM53 223V221L52 220H48V222H47V224H52ZM106 223H109V224H106ZM199 223V222H198ZM229 223V222H228ZM243 223V222H242ZM193 224H195V223H193ZM219 224V223H218ZM226 224V223H225ZM264 224V223H263ZM39 225V224H38ZM162 225H166V224H162ZM169 225V224H168ZM241 225H243V224H241ZM240 225V226H241ZM256 225V224H255ZM71 226V227H72ZM123 226V227H122ZM225 226V225H224ZM144 227V226H143ZM220 227H222V226H220ZM96 228V229H97ZM107 228V227H106ZM105 228V229H106ZM190 228V227H189ZM239 228V227H238ZM99 229V230H100ZM146 229V228H145ZM145 229H144V231H145ZM167 229H169L170 230V228H167ZM167 229H165L164 228V230L166 231ZM186 229V228H185ZM193 230V228H190V230ZM152 230V229H151ZM154 230V229H153ZM156 230H158V229H156ZM176 230H177V228H176ZM68 231H70V230H68ZM224 231V230H223ZM228 231V230H227ZM240 231V230H239ZM154 232H156V231H154ZM166 232H169V231H166ZM237 232V231H236ZM259 232V231H258ZM263 232V231H262ZM261 232V233H262ZM176 233H177V231H176ZM191 233V232H190ZM142 234V233H141ZM154 234V233H153ZM157 234V233H156ZM179 234H181V233H179ZM200 234H203V233H200ZM253 234H255V233H253ZM131 235V237H129ZM133 235V236H132ZM158 235V234H157ZM156 235V236H157ZM162 235H163V232H162ZM162 235H161V237H162ZM239 235V234H238ZM257 235H259V234H257ZM99 236L100 235H98V237H97V239L99 238ZM175 236H177V235H175ZM179 236V235H178ZM201 236V235H200ZM205 236H207V235H205L204 234V237ZM246 236V235H245ZM254 236V235H253ZM79 237V236H78ZM77 237V239L79 240L80 238H78ZM155 236L153 235V237L152 238H154ZM157 237H160L159 235L157 236ZM204 237H203V239H204ZM240 237V236H239ZM48 239L49 238V236L48 235H42V236H40V237H36V240H35V242H34V244H33V247H31V252H34V251H36V250H38V248H39V246H40V244L43 242V241H41L42 239ZM128 238H130V241H129V239ZM181 239H183L182 237H180ZM209 238V239H208ZM208 238H206L205 237V239H208V240H210L211 241V239H212V241L210 242V245H211V243H212V246H214L215 245V241L217 240H213V237H211V236H209ZM245 238V237H244ZM128 239V240H127ZM159 239H161V238H155V240L156 241H158ZM172 239V242L173 243H175V240L174 239H176V238H174V236H171V238H170V240ZM180 239V240H181ZM226 239V238H225ZM238 239H240V238H238ZM237 239V240H238ZM241 239H243V238H241ZM177 240H179V239H176V241ZM219 240V239H218ZM255 240V239H254ZM151 241V240H150ZM170 242V241H169ZM168 242V243H169ZM217 242V241H216ZM236 242H238V241H236ZM241 242V241H240ZM239 242V243H240ZM80 243V242H79ZM84 243H87V242H84ZM111 243V244H110ZM150 243V242H149ZM148 243V244H149ZM155 243V242H154ZM172 243V244H173ZM214 243V244H213ZM218 243V242H217ZM118 244V245H119ZM151 244H153V242L151 243ZM156 244H159V243H156ZM246 244V243H245ZM256 244V243H255ZM263 244V243H262ZM261 244V245H262ZM84 245V246H83ZM79 244L78 245V253H79V255L80 254H84V255H81V257L80 258H82V256H84V258H83V260L85 261V258L87 257V256H89L90 255V253H91V249L93 248H91L90 249V246L91 245H89V244ZM86 245V246H85ZM137 245H140V244H137ZM137 245H134V246H136L137 247ZM165 245H167L166 243H165ZM164 244H162V246H161V252H162V250H164V248H167L166 246H165ZM217 245V244H216ZM219 245V244H218ZM217 245V246H218ZM240 245V244H239ZM80 246V247H79ZM142 246V245H141ZM140 246V247H141ZM168 246V245H167ZM117 247V246H116ZM122 247V246H121ZM135 247V248H136ZM215 247V246H214ZM256 247V246H255ZM117 248H119V247H117ZM123 249L125 248V247H122ZM134 248V247H133ZM142 248V247H141ZM212 248V247H211ZM233 248V247H232ZM264 248V247H263ZM110 249V250H111ZM119 249H121V248H119ZM126 249H127V247L124 249V251H125V253H127V251H126ZM137 249V248H136ZM138 249H139V247H138ZM214 249V248H213ZM235 249V248H234ZM252 249H254V247L252 246ZM93 250V249H92ZM116 250H118V249H116ZM122 250V249H121ZM120 250V251H121ZM133 250V249H132ZM215 250H217V247H216V249ZM214 250V251H215ZM219 250H221V249H219ZM114 251H115V249H114ZM119 251V250H118ZM131 251V250H130ZM142 251V250H141ZM144 251H145V249H144ZM155 251V250H154ZM157 251V250H156ZM155 251V252H156ZM255 252V250H252V252ZM98 253H99V251H97ZM123 251H121V253H122ZM199 252V251H198ZM198 252L196 253H194V257H193V262H191V263H196V264H210L211 263V261L212 262H214L213 260H217V257H215V258H213L212 260L210 259V257L212 258V254H210V253H208V254H210L209 256L208 255H201L200 253V255L198 254ZM210 252H213V250L212 251H210ZM251 252V253H252ZM253 252V253H254ZM258 252V251H257ZM115 254V255H120V257L119 256H116V257H114L115 258V261H117V262H120L121 261V259H122V261H121V263L120 264H127L128 262H130L131 263V261L133 260V259H131V258H129V257H125V255H129L130 256V254H129V252L127 253V254H125L124 252H123V254ZM131 253V252H130ZM221 253V252H220ZM68 254V253H67ZM125 254V255H124ZM158 254V253H157ZM205 254H207V253H205ZM234 254V253H233ZM98 255V254H97ZM114 255V256H115ZM241 256V255H240ZM98 257V256H97ZM118 257V258H117ZM131 257V256H130ZM95 259V258H94ZM76 261H77V263L76 264H82L81 263V261L79 260V259H75ZM120 260V261H119ZM260 260H263V259H260ZM65 261V263L67 264L68 263V261H69V259L67 260H64ZM86 261H87V263H86ZM85 261V263L86 264H88V260H86ZM94 261V262H93ZM92 262L93 263H96V261L95 260H93ZM188 261H191V260H188ZM218 261V260H217ZM103 262V261H102ZM185 262V261H184ZM183 262V263H184ZM257 262V261H256ZM256 262H252L251 264H257ZM261 262V261H260ZM260 262H258L259 264H260ZM110 263V262H109ZM108 263V264H109ZM179 263V262H178ZM188 263V262H187ZM190 263V264H191ZM105 264H106V262H105ZM110 264H112V263H110ZM160 264H172L170 261H169V263L168 262H160Z\"/></svg>", "mask_w": 264, "mask_h": 264}]
</instances>
